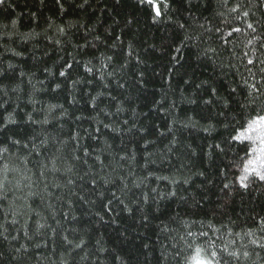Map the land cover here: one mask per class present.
Instances as JSON below:
<instances>
[{"label": "trees", "instance_id": "16d2710c", "mask_svg": "<svg viewBox=\"0 0 264 264\" xmlns=\"http://www.w3.org/2000/svg\"><path fill=\"white\" fill-rule=\"evenodd\" d=\"M154 5L0 4V264H264V0Z\"/></svg>", "mask_w": 264, "mask_h": 264}, {"label": "snow or ice", "instance_id": "6c2138e0", "mask_svg": "<svg viewBox=\"0 0 264 264\" xmlns=\"http://www.w3.org/2000/svg\"><path fill=\"white\" fill-rule=\"evenodd\" d=\"M3 3L4 0H0V4ZM138 3L140 5H147L149 8H154L156 17L162 15L160 8L154 5V0H138ZM164 7L166 8L168 5L165 4ZM232 11H235V9H232ZM244 15L247 16L248 13L245 12ZM247 27L255 31L253 24H248ZM234 31L239 32L240 29L236 28ZM229 35H231V33ZM249 43H251V41H249ZM252 63L253 61L249 59L248 64ZM261 71L264 72V68H262ZM250 87L257 94L256 99L264 95V92H261V88L257 87L256 84H252ZM232 91L234 92L235 89ZM253 112L256 113L255 116H249L243 124L237 121L235 124L231 125L234 134L230 135V139L236 141L239 146L238 150L244 153V157L240 158L239 164L242 166L244 173H246L240 177V186L245 189L250 183L257 180L259 182H264V107L260 108L259 111L253 107ZM227 126L228 125H226V127ZM224 187L227 188L228 185L225 184ZM188 235L191 236L192 233L189 232ZM201 235L206 236L207 234L201 233ZM203 251L204 249L198 246L195 249V256L189 257V259L193 260L194 264H219L216 260L218 256L216 251H212L207 258H202L201 253ZM245 255H247V253H245ZM225 264H227V262H225Z\"/></svg>", "mask_w": 264, "mask_h": 264}]
</instances>
